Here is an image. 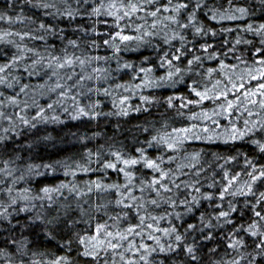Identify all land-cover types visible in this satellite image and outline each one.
<instances>
[{"label":"snow or ice","instance_id":"snow-or-ice-1","mask_svg":"<svg viewBox=\"0 0 264 264\" xmlns=\"http://www.w3.org/2000/svg\"><path fill=\"white\" fill-rule=\"evenodd\" d=\"M226 3L6 0L0 8V24L7 25L0 27V264H264V162L192 148L245 141L264 157V22L254 19L257 11L264 15V0ZM206 20L244 25L218 32ZM233 32L234 40L220 45L226 51L209 42ZM240 45L252 50L251 62L237 55ZM102 48L111 55L98 54ZM147 48L157 53L155 61L144 56L137 64L121 55ZM229 55L237 63H226ZM207 61L218 67H205ZM157 69L164 74L156 76ZM120 74L131 78L116 83ZM186 76L188 96L143 94ZM136 92L141 104L132 105ZM206 101L213 107H203ZM153 107L163 110L134 125L138 135L129 149L120 137L131 130L122 121L132 113L151 116ZM64 117L97 128L116 119L111 135L70 133L84 149L83 162L36 163L37 146L54 141L47 126L65 125ZM97 139L104 142L88 147ZM57 170L64 180L38 182Z\"/></svg>","mask_w":264,"mask_h":264},{"label":"trees","instance_id":"trees-1","mask_svg":"<svg viewBox=\"0 0 264 264\" xmlns=\"http://www.w3.org/2000/svg\"><path fill=\"white\" fill-rule=\"evenodd\" d=\"M211 2H214L217 6L223 4L225 7H227L226 0H211ZM6 0H0V8L5 7ZM27 11V10H26ZM255 21L257 23L264 22V15H261L259 11H257L256 17H254ZM87 23V22H86ZM206 23H210L213 28H215L218 32L221 27H232L236 28L237 25H240L243 27L244 21H225L222 24H217L215 22L207 21ZM0 27H7V25L0 24ZM19 27V26H17ZM101 28L103 27L102 25L100 26ZM242 34V33H241ZM237 33L233 32L232 34H227V33H220L216 38L211 39L209 42L217 45L218 50H227V45L223 46V49L220 48V45H222L223 41L225 39L232 41L236 37ZM249 39H254L250 35L247 37ZM203 41H198L197 42V47L199 43ZM178 46V45H177ZM243 53L244 57L251 62L252 58V50L250 49L249 46L245 45H240L238 46V52L237 55ZM100 55H111L110 51H106L105 49H101L100 52L98 53ZM124 59L133 61L137 64L140 63V61L143 59L144 56H149L151 57L154 61L157 56V53L154 52L151 48L147 49H141L139 52H124L121 54ZM190 58V57H188ZM2 62V61H0ZM225 62L228 64H235L237 61L232 58L231 55L229 57L225 58ZM115 67V64L113 63L112 65ZM205 67H218V62L217 61H207L205 63ZM164 74L163 69H157L155 72L156 76H160ZM115 75V74H114ZM129 75H123L120 74L116 80V83H124L130 80ZM193 79H198L200 80L201 83H204L205 81L201 79L200 77H192ZM215 78H223L222 76L220 77H214ZM255 83V82H253ZM191 84V79L186 76L184 83H177L175 86H170L166 85L162 88H146L143 90L144 95H151L159 98H165L168 95H177V96H188L189 95V85ZM210 86V85H209ZM194 98V97H193ZM43 102V101H42ZM130 104L132 105H139L141 104V101L139 100V92H136L130 99ZM104 111H110L111 110V102L109 100H104ZM205 108H212L213 104L210 101H206L203 105ZM163 109H158L156 107H153L151 109V116H148L145 113H132L129 117L124 118L127 123H123V128L126 130H131V131H125L124 135L121 136L120 138L123 140V142L128 146L129 149L133 147V140L132 136L133 135H138V133L135 132L134 125L143 123L145 119L152 120L154 117H158L159 112L162 111ZM193 111H200L199 107L193 108ZM66 120L65 125H48L47 126V132L51 133V135L54 137V141L51 143H48L47 146L45 145H39L37 148L34 150L33 154V160L36 163L40 162H50L53 160H65L68 158H71L69 162L72 160L83 162L81 160V154L84 151L82 149L81 145L76 141L75 137L70 135V133H77L82 134L84 132H87L88 135H91L95 131H101V132H107L109 135H111L113 131V124L115 122L114 117L109 118V120H101L99 122L100 127L97 128L96 122H93V124L85 127L83 124H81L78 121H69L67 120L66 117H64ZM177 126H180L177 124ZM37 135H44L45 132L41 130L39 133H36ZM31 135V134H30ZM144 137L141 136L140 139H143ZM27 139V137H25ZM104 141L102 139H97L88 144V147H93L96 144L103 143ZM55 145V146H53ZM192 148H205L206 151L208 152H219L221 154H233L235 155L237 152L240 153H245L249 155V158L256 157L260 159L261 162H264V157L258 156L256 151L254 150V146L250 145L249 143L245 141H237L234 144H228L225 145L223 143L217 142L216 144L212 145H206L201 142H195L192 144ZM25 155H29V153H25ZM205 160H207L209 163L213 162V157L211 155L205 156ZM222 163V161H221ZM207 166V165H206ZM215 167V165H213ZM243 166V159H239V161L235 165V170L239 171ZM95 167V165H93ZM209 175L211 174V169L209 170ZM112 179H115V175L111 174ZM81 180L88 179L89 176L86 175H79L78 177ZM91 178H95V175H92ZM65 177L63 176L62 170H57V172L53 174H49L46 177H40L38 182L39 183H58L60 180H64ZM70 179V177L68 178ZM207 207V205H205Z\"/></svg>","mask_w":264,"mask_h":264}]
</instances>
